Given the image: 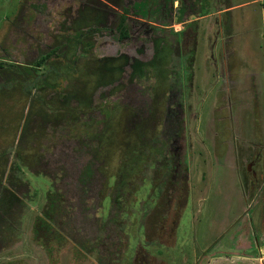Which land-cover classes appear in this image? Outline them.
Listing matches in <instances>:
<instances>
[{
    "label": "rangeland",
    "instance_id": "rangeland-1",
    "mask_svg": "<svg viewBox=\"0 0 264 264\" xmlns=\"http://www.w3.org/2000/svg\"><path fill=\"white\" fill-rule=\"evenodd\" d=\"M183 1V9L177 11L174 2L172 7L168 3L167 9L159 12L157 5L162 0H147L144 17L132 8L139 0H124L129 7L125 21L128 37H118L114 27L116 14H108L106 26L93 33V55L126 58L120 76L109 84L99 85L92 93L95 108L90 117L96 121L95 131L104 129L100 120H107V109L111 111L113 124L117 125V119L123 117L126 127L133 129L132 124L145 120L143 117L155 105V88L164 94L156 98L167 100H163L159 114L156 145L151 152L146 148L141 152L146 159L141 172L131 177L122 196L124 203L113 202L112 187L103 186L104 176L95 164L91 166L92 176L82 178L81 171L92 152L86 145L89 134L82 131L83 123L45 126L32 142L30 152L33 157L37 154V161L15 172L21 182L17 194L25 200L24 206L19 208L15 219L6 217L15 223V235L19 238L0 242V264H74L73 259L81 253L80 245L90 251L89 259L83 262L86 264L114 261L115 251L125 259L132 255L136 244H147L137 224L146 225L147 238L164 243L155 236L161 229L160 222H170L179 216L173 250L166 248L162 254L172 264H181L182 259L184 264L195 261L264 264V0H208L209 6L205 0ZM85 3L86 0H0V107L14 108L0 120L3 127L10 124L7 133L12 132L13 124L18 123L19 128L26 120L24 113L30 100L36 98L38 103H45L40 98L38 84L30 80L33 61L51 46L54 34L68 21L66 10L75 12ZM228 5L231 7L226 8ZM183 10L185 13H181ZM203 12L206 14L202 16ZM218 23H221L220 32ZM224 40L230 46H225ZM207 42H212L215 62ZM154 44L161 50L157 56ZM191 47L192 79L187 82L181 76L180 81L177 74L185 70ZM225 48L228 51L220 53ZM225 53L230 56L223 63L221 58ZM152 59L154 65L156 60H165V70L172 73L167 75L163 70L157 76L147 68L141 78L132 75L135 62L148 63ZM178 80L185 84L182 88ZM161 81L162 85H157ZM46 92V98L51 99L54 94L58 96L60 89H46ZM182 111L184 121L180 123L179 136L173 137L174 122ZM33 119L30 121L32 132L39 123L37 118ZM82 119L88 120L89 116ZM18 136L19 130L10 145H16ZM171 140L175 141L176 149L173 146L169 152L167 143ZM161 141L164 143L160 148ZM8 148L9 144L5 145L0 138V154ZM257 151L262 163L253 159ZM166 155H172L178 169L172 179L165 171L156 176ZM6 156H9L8 163L0 160V170L5 171L8 166L5 173L8 176L12 159L20 160L14 159V152ZM38 171L43 174L39 175ZM253 171L256 172L254 179L261 176L257 185L249 187ZM113 175L109 181L111 186L116 177L118 180L122 177L120 172ZM50 179L56 183L49 185ZM170 180L173 183L167 184ZM174 184L178 190L181 187L186 190L180 189L174 196ZM5 185L8 184L5 182ZM58 190L62 199L57 223L37 236L33 231L35 217L42 215L46 193ZM163 197L174 201L170 215L162 213L166 209ZM141 208L148 210L145 214L153 213L152 217L141 216ZM172 213L175 215L171 219ZM260 213L262 217L258 221ZM61 220L68 226H61ZM117 222L124 229L120 230ZM168 227L172 232L169 225L164 230ZM158 234L163 233L158 231ZM227 234L231 238L226 242ZM168 235L166 243L172 244L173 235L169 232ZM44 240L48 241L49 249L42 245ZM127 242L128 252L125 251ZM170 250L172 255L168 253ZM228 250L238 253L230 254Z\"/></svg>",
    "mask_w": 264,
    "mask_h": 264
},
{
    "label": "trees",
    "instance_id": "trees-1",
    "mask_svg": "<svg viewBox=\"0 0 264 264\" xmlns=\"http://www.w3.org/2000/svg\"><path fill=\"white\" fill-rule=\"evenodd\" d=\"M86 1L87 3L75 12H71L69 9L66 10V20L68 21L61 24L60 31L54 34L51 46L33 61V67L30 69L32 73L29 74L30 80L36 81V84H38L40 98L45 103H38L36 98L30 100L27 112L24 113L26 120L24 119L22 124H19V128L17 127L18 123L13 124L11 133L6 132L10 124H6L4 127L0 125V138L5 145L9 144L8 150L5 149L0 154V160L6 161L7 165L9 156L6 155L11 152H14L16 156L14 159L20 160V162H17L12 159L8 176L5 174L8 166L5 171L0 170V242H10L12 239L19 238L15 235V233L17 234L15 223L6 217L10 216L15 219L19 208L24 206L25 200L21 198L22 195L17 194L21 182L15 172H21L22 166L29 168L33 165L32 163L37 161V154L33 157L32 152H30L33 149L32 142L35 136L43 132L45 126L55 128L61 123H69L70 125L83 123L85 125L82 131L89 134L86 145L92 149V152L89 154L90 159L87 160L84 169L81 171L82 178L89 179V176H92L91 166L95 164L97 170L104 176L103 186L112 187L113 202L115 204L124 203V197L122 196L126 193L131 177L141 172L142 164L146 159L141 155L143 149L150 147L147 149L148 152H151L150 149L153 150V145H156L157 132L154 127L163 107V100H165L162 98L164 96L162 92L156 88V91H154L155 105L147 111V116L143 117L145 120L132 124L133 129L126 127L123 117L117 119V125L113 124L110 121L111 111L107 109V112H105L107 120H100L104 124V129L100 128L95 131L94 123L96 121L90 117L91 111L95 108V105H92V93L99 85L109 84L120 76L126 58L123 55L102 58L93 55V33L106 26L105 22L108 14H116L117 21L114 27L118 37L120 39L127 38L128 29L125 21L129 15V7L125 5L124 0ZM167 1L162 0L157 7L162 8ZM205 1L207 6L209 4L208 0ZM147 6V0H139V2L132 5V8L146 17ZM151 11L153 10L151 9ZM203 14H206V12L201 15ZM160 51L156 44L155 55L157 56ZM151 63L152 61L148 63L135 62L132 75L141 78L147 68L152 73H158L160 69L161 71L165 70V60L163 62L162 60H156L155 65ZM190 66L191 60H185V70L179 73L180 81L183 79L185 81L187 79V82L191 81L193 72ZM41 67L44 69L39 70ZM168 72L169 70L166 69L165 74ZM181 76H184L182 80ZM180 81L178 80V82ZM63 82L64 84H62ZM160 83H157V85ZM184 85L182 83V86ZM56 88L60 89L58 96L54 94L53 101L52 98H46L48 94L46 89ZM160 95H162L161 100L156 98ZM13 109V107L8 109L4 106L0 107V120L5 119L7 115L13 112ZM20 114L23 116V113ZM86 115L89 116V119L83 120L82 118ZM34 117L37 118L39 123L37 125L35 123L37 128L32 132L30 121L33 122ZM19 119L21 120V117ZM18 130V142L14 146L13 144L10 145L15 141V133ZM163 143L162 141L159 143L160 148ZM145 145L148 146L145 147ZM155 151H158V148ZM114 162L116 163L113 166ZM117 172H120L122 177L119 180L116 177L111 186L109 181L114 176L113 174ZM48 181L53 184L56 183L53 179ZM5 182L8 185H5ZM61 199L62 194L59 190L46 193L47 201L42 206V215L36 216L34 227L38 221L50 229L54 223H57L58 214L61 212ZM47 247L49 249V246Z\"/></svg>",
    "mask_w": 264,
    "mask_h": 264
},
{
    "label": "flooded vegetation",
    "instance_id": "flooded-vegetation-1",
    "mask_svg": "<svg viewBox=\"0 0 264 264\" xmlns=\"http://www.w3.org/2000/svg\"><path fill=\"white\" fill-rule=\"evenodd\" d=\"M178 1V2H177ZM174 2H176V3H178L177 4V6H175L176 5V3L174 4ZM169 3V6L170 7H172L173 6V4H174V8L178 11V9H183V7H185V3H184V1L183 0H168L167 2H166V5H164V6H162V8H160L159 9V12H162V9L163 8H165V9H167V4ZM207 6H209V4H207ZM169 7V8H170ZM228 7H231L230 5H228V6H226V8H228ZM220 11H222V10H219V12ZM229 12V11H228ZM182 13H185V11L183 10V12ZM203 16V15H202ZM185 23V22H184ZM216 26H217V24H216ZM164 29H166L165 27H163ZM218 29H219V32L222 30L221 29V23L219 24L218 23ZM217 29V30H218ZM216 30V33H218V31ZM182 31V30H181ZM181 31H179L178 33H181ZM216 33H215V35H216ZM214 35V36H215ZM215 38V37H214ZM161 44L163 45V42L161 41ZM207 44H208V47L210 48V50H211V53H212V55L210 56V57H212L213 58V60H214V62L216 61V57H215V55H214V53H213V50H212V42H211V44L209 43V42H207ZM162 45H161V47H162ZM224 45L225 46H230L229 44H228V42L227 41H225L224 40ZM154 49H155V51H156V44H154ZM192 49H193V47H191V48H189V50H190V54H189V56H188V60H190L191 59V57L194 55L193 54V52H192ZM228 51V49L227 48H225L223 51H220V53L221 52H224V51ZM226 51V52H227ZM164 53V55L166 54L165 52H163ZM226 54V53H225ZM221 55V54H220ZM222 55H224V53L222 54ZM230 55H229V53L228 54H226L223 58H221V60H222V62L224 63V62H227L226 61V59L229 57ZM153 59H154V57H153ZM153 59L151 60V61H153ZM161 71V69L158 71V73H155L157 76H159V72ZM182 72V71H181ZM169 73H172V71H170ZM168 75V74H167ZM178 75V77H179V74H177ZM154 77H156V76H154ZM162 82L163 81H161V84H160V86L162 85ZM180 82H178V86L180 85L181 86V88H182V82H181V84H179ZM170 90H171V88H169ZM164 95V94H163ZM165 101V100H164ZM165 102H167V100L165 101ZM179 106H181L182 105V103L180 102L179 104H178ZM180 109H182V106L180 107ZM167 115H169V113H168V111H167ZM183 116H184V114H183V111L180 113V115H179V117L175 120V122H174V125L176 126L175 127V130H174V132H172V136L173 137H176V136H179V132H180V123L182 122V121H184V118H183ZM172 118H174V116L172 115ZM171 118V119H172ZM168 119V118H167ZM171 119H170V121H171ZM163 121L165 122V120L163 119ZM163 122V123H164ZM160 123V116H159V118H158V120L156 121V123H155V129H157V125ZM159 126H160V124L158 125V128H159ZM170 130H172V129H170ZM168 134H169V132H167ZM166 138V141L169 139L168 138V135L165 137ZM165 141V142H166ZM174 143H175V141L173 140H171L169 143H167L168 144V146H169V148H168V151L169 152H171V150H172V147H173V149H176V146L174 145ZM147 148H150V147H147ZM146 148V149H147ZM148 150V149H147ZM259 152L257 151V153H255L254 154V158L253 159H255L254 161L257 163V161L258 162H260L261 161V155L260 154H258ZM165 154V153H164ZM177 153L175 152L174 153V155H176ZM260 158V159H259ZM161 161H165L164 162V164H161L160 165V168L159 169H157L156 170V172H157V175L156 176H158V175H162V173L165 171L166 172V175H171V176H169L170 177V179H172L173 178V175L174 176H176L177 174V166L175 165V162H174V159L172 158V155L170 156V155H166L164 158H163V160H161ZM260 163H262V162H260ZM261 165V164H260ZM173 166H174V169H173ZM256 172H254L253 171V173H252V177L250 176V178H249V180H248V185H249V187H253L254 185H257L258 184V178L261 176V174H259V177L257 178V179H254L255 178V176H256V174H255ZM40 174H42V173H39V175ZM254 177V178H253ZM171 183L172 182V180H170V181H167V184L168 183ZM173 183V182H172ZM166 184V185H167ZM49 185H51V183L49 184ZM261 186L259 185V188H260ZM36 189V188H35ZM181 190H184L185 189V187H181L180 188ZM178 190V188H177V184L175 185L174 184V187H173V195L174 196H176V193L177 192H179V191H181V190ZM37 190V189H36ZM47 190V189H46ZM45 190V191H46ZM186 190V189H185ZM165 196V195H164ZM165 197H163V199H164ZM166 199V202H164L163 203V206L164 207H166V209H164L163 211H162V213H164V214H169L170 215V211H171V206H172V204H173V202L174 201H169V198L167 197V198H165ZM176 203H179V199L178 200H176ZM159 205V202L157 203V206ZM140 210H142V214H141V216H143V217H145L146 216V219H147V217H149L150 216V218L152 217V215H153V213H148V214H145V213H147V211L148 210H146V208H141ZM152 212H153V209L151 210ZM173 215H175L174 213H172V215L170 216L171 217V219L173 218ZM160 216H161V214H160ZM261 217H262V215H261V213H260V218H259V220L258 221H260L261 220ZM179 218H180V216H179ZM179 218H177V219H173V220H171L170 222H160V224H161V229H159V230H157V233H156V237L157 238H161V239H163L162 241H165L164 243L163 242H158V243H155L153 240H152V238H147V231H146V225L143 223H139V224H137V226L138 225H140L141 226V228H142V234H141V236H142V240H143V242H145V243H147V244H141V243H138V244H136V247H134L132 250H134L133 252H132V255H130V257H128L127 258V256H126V258L124 259L123 258V255L120 253V255H119V252L118 251H115V260L114 261H110L109 259L107 260V262L105 263L104 262V264H124V262H125V264H172L171 262H169L168 261V258H167V260H165V257H163L162 256V254L164 253V251L165 250H168V249H166V248H169V249H171V250H173V247H174V245H175V243H176V238H177V230H176V228H177V224H178V221H179ZM35 220H36V217H35ZM35 223V222H34ZM34 223H33V226H34ZM60 223H62V220L60 221ZM240 223H241V221H240ZM256 223H257V221H256ZM256 223H255V226H256ZM249 224L251 225V227H252V222H251V220L249 219ZM68 226V224H61V226ZM167 225H169L170 227L172 226V232H171V228H169V230H164V228L167 226ZM117 226L118 227H120V230H122V229H124L123 228V226H120V225H118V222H117ZM131 227H134V226H131ZM35 228V229H34ZM33 228V231L37 234V236H40L39 234H41V233H43V232H48L47 231V228L40 222V221H38L37 223H36V226ZM163 228V229H162ZM251 229V228H250ZM163 230H164V232H163ZM129 231H130V229H129ZM158 231L160 232V234L161 233H163L162 235H160L159 236V234H158ZM258 231V230H257ZM63 232H65V231H63ZM168 232H169V234L172 236L173 235V243L171 244H167L166 242V239H168V237H166V235H168ZM105 235H107V234H105ZM163 235H165V236H163ZM36 236V237H37ZM64 236V235H63ZM169 236V235H168ZM44 238V237H43ZM65 238V237H64ZM231 238V236L229 235V234H227L226 235V242L228 241L227 239H230ZM234 239H236V237H234ZM158 240V239H157ZM128 242H129V239L127 240ZM255 241H257V238H255ZM128 242H127V244H126V250L125 251H127L128 252ZM148 244H150V246H147ZM42 245L45 247V249H48V247L47 246H49V244H48V241H46V240H44L43 242H42ZM162 247V249H160L159 247ZM95 247H96V245L94 246V249H95ZM91 248H92V246H91ZM233 248H234V246H233ZM79 249H80V254H79V256L76 258H74L73 260L75 261V262H73L74 264H82L84 261H86V260H88L89 258H87V253H90V251H89V248L88 247H85V246H82V245H80L79 246ZM171 250L168 252V253H170L171 255H172V252H171ZM105 251H108V249H106ZM227 253H230V254H234L235 252L236 253H238V251H234V250H228V251H226ZM171 255H170V257H171ZM52 256V255H51ZM120 256V257H119ZM50 256H48V258H49ZM79 258H82L83 259V261L81 262V261H79ZM103 262V261H102ZM101 263V262H100ZM180 263L181 264H184V259H182V261H180ZM83 264H86V263H83ZM96 264H99V263H96ZM101 264H103V263H101ZM174 264H176V263H174ZM194 264H199V262L198 261H195L194 262ZM221 264H229L228 263V261L227 262H225V263H221Z\"/></svg>",
    "mask_w": 264,
    "mask_h": 264
},
{
    "label": "crops",
    "instance_id": "crops-1",
    "mask_svg": "<svg viewBox=\"0 0 264 264\" xmlns=\"http://www.w3.org/2000/svg\"><path fill=\"white\" fill-rule=\"evenodd\" d=\"M262 247H264V246H262ZM233 262H234V261H231V263H229V264H233ZM234 263H236V262H234Z\"/></svg>",
    "mask_w": 264,
    "mask_h": 264
}]
</instances>
